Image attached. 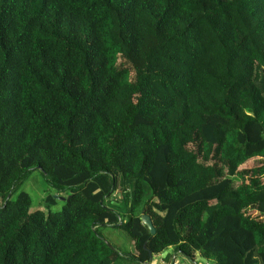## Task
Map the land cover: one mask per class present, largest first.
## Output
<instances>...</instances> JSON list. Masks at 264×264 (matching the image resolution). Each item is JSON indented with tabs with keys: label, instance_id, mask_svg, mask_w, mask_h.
<instances>
[{
	"label": "trees",
	"instance_id": "obj_1",
	"mask_svg": "<svg viewBox=\"0 0 264 264\" xmlns=\"http://www.w3.org/2000/svg\"><path fill=\"white\" fill-rule=\"evenodd\" d=\"M260 158L264 0H0V264H264Z\"/></svg>",
	"mask_w": 264,
	"mask_h": 264
},
{
	"label": "rangeland",
	"instance_id": "obj_2",
	"mask_svg": "<svg viewBox=\"0 0 264 264\" xmlns=\"http://www.w3.org/2000/svg\"><path fill=\"white\" fill-rule=\"evenodd\" d=\"M126 65H131L125 61ZM264 163V158H260L259 160H256L254 164H261ZM26 192H28L32 197V209H39L43 211H58L62 209L64 205V200H62L60 197H66L70 196L68 194V190L64 189L63 187L59 186L58 184L49 183V181L46 179L45 175L38 169L32 170L28 178L23 182L21 189ZM49 196H52L54 199H56V203L49 206V203L47 201V198ZM118 192H114L111 197H117ZM102 234L106 238V240L116 248H118L120 251H134V247L132 244L131 239L129 238L128 234L121 228L117 227H103L101 229ZM171 259L174 258L175 262H179V264H193L188 262L186 258H184L181 254L175 253L171 251ZM172 261L167 263V261L162 258H156L153 261V264H170ZM198 264H210L209 262L205 261L203 258H198L197 260Z\"/></svg>",
	"mask_w": 264,
	"mask_h": 264
},
{
	"label": "water",
	"instance_id": "obj_3",
	"mask_svg": "<svg viewBox=\"0 0 264 264\" xmlns=\"http://www.w3.org/2000/svg\"><path fill=\"white\" fill-rule=\"evenodd\" d=\"M38 169H40V167H37ZM71 196V195H70ZM70 196H68L67 198L65 197H60L62 200H68L70 198ZM141 221L142 223H144L150 230L151 234H155L156 233V228L153 224V221L151 219V217L147 214H142L141 215ZM167 252H164L163 255H165Z\"/></svg>",
	"mask_w": 264,
	"mask_h": 264
},
{
	"label": "built area",
	"instance_id": "obj_4",
	"mask_svg": "<svg viewBox=\"0 0 264 264\" xmlns=\"http://www.w3.org/2000/svg\"><path fill=\"white\" fill-rule=\"evenodd\" d=\"M158 258H159V257H158ZM173 264H179V262L177 263V261H176V262L174 261Z\"/></svg>",
	"mask_w": 264,
	"mask_h": 264
},
{
	"label": "crops",
	"instance_id": "obj_5",
	"mask_svg": "<svg viewBox=\"0 0 264 264\" xmlns=\"http://www.w3.org/2000/svg\"><path fill=\"white\" fill-rule=\"evenodd\" d=\"M163 256H164V255H163ZM166 261H167V263H169L171 260H170V261L166 260Z\"/></svg>",
	"mask_w": 264,
	"mask_h": 264
}]
</instances>
